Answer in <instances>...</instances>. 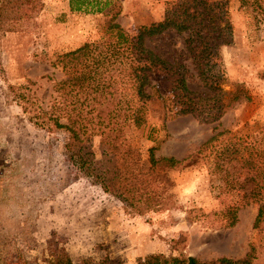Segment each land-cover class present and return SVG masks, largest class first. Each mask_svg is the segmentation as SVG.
Here are the masks:
<instances>
[{"label":"rangeland","instance_id":"374dc122","mask_svg":"<svg viewBox=\"0 0 264 264\" xmlns=\"http://www.w3.org/2000/svg\"><path fill=\"white\" fill-rule=\"evenodd\" d=\"M101 1L118 10L114 21L126 33L135 34L161 20L166 0ZM227 1L231 38L218 49V68L227 80L224 87L239 83L249 99L200 121L174 114L161 98L168 91L161 73L150 76L161 96L146 102L145 121L127 129L128 140L144 159L150 147H156L157 156H191L166 173L169 204L143 214L67 160L68 131L50 126L54 84L65 78L52 62L83 43L98 45L108 38L105 14L71 11L68 0H41L30 18L0 28V264H49L60 254L73 262L132 264L152 254L209 261L249 252L254 256L250 264H264V222L253 227L260 203L239 208L237 222L223 226L220 211L235 197L210 163L211 150L234 136L257 137L264 153V0ZM145 44L183 61L192 73L189 88L208 93L193 70L184 34L165 31ZM119 90L134 112L131 87L122 83ZM33 136L49 140L45 158L28 147ZM92 142L96 146L97 138Z\"/></svg>","mask_w":264,"mask_h":264},{"label":"trees","instance_id":"16d2710c","mask_svg":"<svg viewBox=\"0 0 264 264\" xmlns=\"http://www.w3.org/2000/svg\"><path fill=\"white\" fill-rule=\"evenodd\" d=\"M68 1L71 11L105 14L104 26L109 37L98 45L83 43L52 62L65 78L54 84L57 99L50 107V126L68 131L67 160L75 162L82 174L105 192L138 214L163 209L170 198L167 192L171 182L166 179V173L182 166L191 155L181 159L172 155L157 156L156 147H150L144 159L128 140L126 131L131 126H141L145 121L146 102L154 94L161 96L151 83L150 76L155 73H161L162 81L168 85L167 95L161 98L174 114H190L200 121H210L235 102L249 99L239 83L224 87L227 80L218 68V49L231 38L228 1L166 0L161 20L141 26L135 34L126 33L114 21L118 10L107 7V1ZM41 5V0H0V28L30 18ZM169 30L184 34L193 70L208 93L189 88L187 79L192 73L183 61L164 57L145 44L147 38ZM122 83L131 87L137 99L134 112L130 101L121 95ZM94 137L96 146L92 144ZM210 156L212 172L226 180L229 192L235 197L233 204L220 211L223 226L230 227L237 222L239 208L260 203L253 224L259 227L264 222L261 140L234 136L212 149ZM253 258L251 252L243 258L223 256L209 261L193 256L152 254L132 264H250ZM49 264L121 263L90 259L73 262L60 254Z\"/></svg>","mask_w":264,"mask_h":264},{"label":"crops","instance_id":"0c3cea01","mask_svg":"<svg viewBox=\"0 0 264 264\" xmlns=\"http://www.w3.org/2000/svg\"><path fill=\"white\" fill-rule=\"evenodd\" d=\"M45 136H43V138H41L40 136H33L34 140H32V143L30 145H28V147H31L32 145V149L36 150L37 157H43L45 158L47 155L46 153L49 152L50 153V142H48L46 144L47 141H49L48 139L44 138ZM38 172V171H37ZM37 180V179H36Z\"/></svg>","mask_w":264,"mask_h":264}]
</instances>
